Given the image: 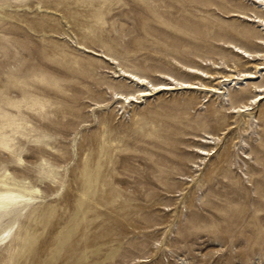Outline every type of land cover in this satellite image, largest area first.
Segmentation results:
<instances>
[{
  "label": "rangeland",
  "instance_id": "374dc122",
  "mask_svg": "<svg viewBox=\"0 0 264 264\" xmlns=\"http://www.w3.org/2000/svg\"><path fill=\"white\" fill-rule=\"evenodd\" d=\"M239 14L264 10L0 0V168L42 191L20 218L13 264H264V99L247 113L194 89L114 98L139 89L119 67L153 83L192 80L186 66L254 71L264 55L248 61L226 45L264 53V26ZM223 74L206 79L223 88ZM254 84L264 70L231 82V102H254Z\"/></svg>",
  "mask_w": 264,
  "mask_h": 264
},
{
  "label": "bare ground",
  "instance_id": "6f19581e",
  "mask_svg": "<svg viewBox=\"0 0 264 264\" xmlns=\"http://www.w3.org/2000/svg\"><path fill=\"white\" fill-rule=\"evenodd\" d=\"M254 5L259 6L264 10V0H249ZM239 16L245 18L248 21L257 22L261 26H264V17L256 14H239ZM259 42L264 46V38H260ZM227 47L231 48L232 53L235 56L246 58L248 61H255L264 53L248 51L236 44L227 43ZM104 58L108 61L113 62V58L105 55ZM206 61L204 65H207L209 59H204ZM209 64V63H208ZM213 65L216 63L212 62ZM226 67L228 64L223 63ZM119 65V64H118ZM184 70L192 80H181L167 73H160L158 77L162 78V82L153 83L147 77L140 76L133 72L127 71L122 67L118 68V76L122 75L129 83L135 86H139L138 90L132 91L130 93H122L115 91V99L123 104L137 103L143 100L144 97L153 95L162 90L176 89V90H198L203 92L205 95L209 93H217L218 96L222 97V100H226L228 103V109H238L239 112H247L252 109L251 106H259V103L264 99V85H255L257 93L252 96V101L250 104L239 102L234 104L231 102L229 95V88L231 82L240 85L242 81L247 82L248 80L258 78L261 75V71L264 70V62L255 64L254 71H241L236 69V72L232 75L224 73V69L219 66H215L213 72L208 70L186 66ZM213 73L223 74L222 78L223 88L216 87L212 84L210 80L206 77H212ZM204 75V76H203ZM230 76H234L230 78ZM215 79V78H214ZM197 81V82H194ZM240 93L245 92L246 89L240 86ZM211 94V95H212ZM234 96L237 95V91L233 93ZM253 118V117H252ZM252 123H255L252 121ZM210 139H214L211 134H207L201 141L203 143H211ZM197 153L199 155L207 154L206 149L200 148ZM19 164H22L24 160L22 158L18 159ZM17 166V165H16ZM50 174H53V169L51 168ZM42 196V191L39 187L33 186L26 179H17L7 168L4 166L0 168V251L3 256H0V264H13V260L18 253L19 242L21 240V223L20 218L23 215V211L32 204L36 199Z\"/></svg>",
  "mask_w": 264,
  "mask_h": 264
}]
</instances>
